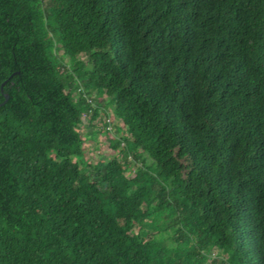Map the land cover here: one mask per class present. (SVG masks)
Masks as SVG:
<instances>
[{
  "label": "trees",
  "instance_id": "16d2710c",
  "mask_svg": "<svg viewBox=\"0 0 264 264\" xmlns=\"http://www.w3.org/2000/svg\"><path fill=\"white\" fill-rule=\"evenodd\" d=\"M3 95L0 264H264V0H0Z\"/></svg>",
  "mask_w": 264,
  "mask_h": 264
},
{
  "label": "rangeland",
  "instance_id": "374dc122",
  "mask_svg": "<svg viewBox=\"0 0 264 264\" xmlns=\"http://www.w3.org/2000/svg\"><path fill=\"white\" fill-rule=\"evenodd\" d=\"M78 59L86 65V69H89V66L87 65V58L84 56H79ZM64 61L67 62L68 59L64 58ZM95 102L97 104H101L102 108L103 107H109L110 105L108 104V98H106L105 95H102L100 98L99 97H93ZM111 109V106H110ZM106 114H109L108 108L104 110ZM107 120L110 121V123H106ZM101 120L98 119L93 123V128L92 129H87L84 127H80L78 130L84 140L83 144V156L82 160L85 162H89L91 164H95L97 162L105 161L112 158L113 156L120 158L119 153L116 151V153L112 150H110V145H109V138L107 133L111 134L114 138H118L122 132L117 130V127H120V123L115 120L114 118L108 117V116H103V124L100 122ZM105 123V124H104ZM110 125L111 131L107 130V127ZM119 133V134H118ZM129 160H132L129 158ZM142 161L144 162L145 166H151L152 165V160L146 157L145 155H142ZM142 166V163L136 162L133 164L131 170L133 171L134 169H137ZM132 171L129 173V176H132ZM151 233H153L152 230H149ZM134 232H137V230H134ZM167 240V239H166ZM166 244L170 245V242L167 240ZM210 260L214 259H225L226 255L219 252L215 251L209 256Z\"/></svg>",
  "mask_w": 264,
  "mask_h": 264
},
{
  "label": "water",
  "instance_id": "95a60500",
  "mask_svg": "<svg viewBox=\"0 0 264 264\" xmlns=\"http://www.w3.org/2000/svg\"><path fill=\"white\" fill-rule=\"evenodd\" d=\"M3 85H4V83L2 84V86ZM1 92H2V90H1ZM3 97H4V101L0 104V106L3 105V104H5L6 101L8 100V96L7 95H3Z\"/></svg>",
  "mask_w": 264,
  "mask_h": 264
},
{
  "label": "built area",
  "instance_id": "2783aa9c",
  "mask_svg": "<svg viewBox=\"0 0 264 264\" xmlns=\"http://www.w3.org/2000/svg\"><path fill=\"white\" fill-rule=\"evenodd\" d=\"M107 123L109 124V123H110V121H109V120H107ZM107 130H108V131H111V127H110V125L107 127Z\"/></svg>",
  "mask_w": 264,
  "mask_h": 264
}]
</instances>
